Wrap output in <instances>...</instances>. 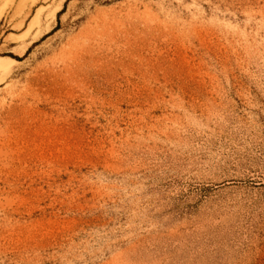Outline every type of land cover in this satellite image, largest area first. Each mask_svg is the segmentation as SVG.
<instances>
[{"label":"rangeland","instance_id":"obj_1","mask_svg":"<svg viewBox=\"0 0 264 264\" xmlns=\"http://www.w3.org/2000/svg\"><path fill=\"white\" fill-rule=\"evenodd\" d=\"M0 264H264V0H0Z\"/></svg>","mask_w":264,"mask_h":264}]
</instances>
